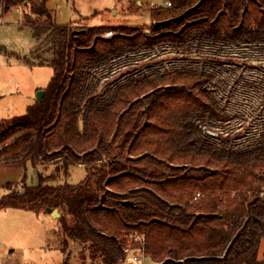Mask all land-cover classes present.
<instances>
[{
	"label": "trees",
	"instance_id": "obj_1",
	"mask_svg": "<svg viewBox=\"0 0 264 264\" xmlns=\"http://www.w3.org/2000/svg\"><path fill=\"white\" fill-rule=\"evenodd\" d=\"M169 2L166 17L152 9L149 34L73 29L56 22L48 0H0V16L21 7L40 42L29 66L53 70L41 102L0 121L3 162L25 172L22 190L5 186L0 211L58 209L63 252L80 242L88 264H121L129 249L160 264H264V127L246 146L207 133L230 115L211 89L214 76L189 65L135 71L101 90L93 79L115 60L161 46L264 48V0H205L179 18L199 0ZM29 164L36 185L27 184ZM47 166L55 170L44 176ZM79 166L82 181L56 184Z\"/></svg>",
	"mask_w": 264,
	"mask_h": 264
},
{
	"label": "rangeland",
	"instance_id": "obj_2",
	"mask_svg": "<svg viewBox=\"0 0 264 264\" xmlns=\"http://www.w3.org/2000/svg\"><path fill=\"white\" fill-rule=\"evenodd\" d=\"M169 0H48V9L58 24L73 29L95 26H129L149 32L153 8L166 17ZM166 13V14H165ZM24 10L13 8L0 16V121L25 114L29 105L37 100L53 75L48 66H29L37 45L31 28L24 24ZM112 35L116 30H112ZM111 35V36H112ZM107 36V34H106ZM49 58L46 55L43 58ZM189 65L208 71L214 76L211 89L230 120L218 129H205L207 133L224 137L232 144H251L264 127V48L256 44L205 45L190 52H178L161 46L131 54L113 61L96 71L93 79H101L100 88L123 75L140 71H169ZM0 149V199L12 182L22 190L23 168L4 164L5 153ZM10 152V151H9ZM54 166L40 167L44 176L54 173ZM27 184L36 185L37 171L29 164ZM84 167L72 168L67 176L61 171L56 184H77L84 179ZM60 216L61 212L58 211ZM60 217L46 211L21 209L0 211V264H60L67 257L70 264H88V247L70 241L67 251L62 250ZM260 256V255H259ZM264 262V257L259 258ZM121 264H130L123 261ZM143 264H160L143 258Z\"/></svg>",
	"mask_w": 264,
	"mask_h": 264
},
{
	"label": "built area",
	"instance_id": "obj_3",
	"mask_svg": "<svg viewBox=\"0 0 264 264\" xmlns=\"http://www.w3.org/2000/svg\"><path fill=\"white\" fill-rule=\"evenodd\" d=\"M168 6H171V3L168 2ZM112 35V32L107 33V37H110ZM136 239L139 242L144 241V237L142 236H136ZM143 258H144V253L140 249H129L127 251V255L125 257V262L130 263V264H143Z\"/></svg>",
	"mask_w": 264,
	"mask_h": 264
},
{
	"label": "water",
	"instance_id": "obj_4",
	"mask_svg": "<svg viewBox=\"0 0 264 264\" xmlns=\"http://www.w3.org/2000/svg\"><path fill=\"white\" fill-rule=\"evenodd\" d=\"M205 0H199V2L192 8L188 9L187 11H185L181 16H178L177 18L179 17H182L184 15H186L187 13H189L190 11H192L193 9L197 8L202 2H204ZM177 18H170L168 20H165V21H161V22H158V23H167V22H171L173 21L174 19H177ZM44 94H45V91L44 90H41L38 92L37 94V100L38 102H41L43 100V97H44ZM125 204H130V202H125ZM47 213H50L52 216H56V217H60V214H59V210L58 209H51V208H47L45 210Z\"/></svg>",
	"mask_w": 264,
	"mask_h": 264
},
{
	"label": "crops",
	"instance_id": "obj_5",
	"mask_svg": "<svg viewBox=\"0 0 264 264\" xmlns=\"http://www.w3.org/2000/svg\"><path fill=\"white\" fill-rule=\"evenodd\" d=\"M30 106V105H29ZM260 256H259V258L262 256V257H264V240H263V242H262V244H261V248H260V254H259Z\"/></svg>",
	"mask_w": 264,
	"mask_h": 264
}]
</instances>
